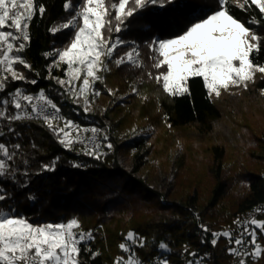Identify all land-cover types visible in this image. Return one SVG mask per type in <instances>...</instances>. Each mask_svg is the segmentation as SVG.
<instances>
[{"label":"trees","instance_id":"16d2710c","mask_svg":"<svg viewBox=\"0 0 264 264\" xmlns=\"http://www.w3.org/2000/svg\"><path fill=\"white\" fill-rule=\"evenodd\" d=\"M65 2L68 0H35L44 5L45 13L37 12L29 22L30 39L19 52L31 68L17 65L28 81L7 78L0 101L10 100L13 89L20 88L25 95L44 90L59 110L53 120L57 128H63L68 120L76 123L75 129L101 130V144L95 150L100 158L86 154L93 150H81L78 143L64 147L59 143L63 137L54 134L41 118L11 122L0 118V143L15 152L8 164L16 172L15 180L0 178V190L9 194L0 201V208L14 210L34 224L77 219L78 231L91 230L93 237L80 244L81 264H114L122 254L119 244L129 231L146 241L144 247L136 245L139 256L153 254L164 242L168 247H186L188 260H200L201 264H239L241 257L228 248L240 250L241 246L229 244L228 237H217L215 246L211 240L213 233L232 225L240 213L264 196V79L256 74L248 88L235 87L216 97L208 95L202 78H191V94L174 97L150 82L152 78L139 67H117L110 60L109 70L100 75L114 92L96 96L103 112H86L57 83V78L65 75L66 64L48 68L52 58L44 54L73 34L70 28L49 31L73 15V9H64ZM227 6L230 14L264 37V18L250 0L244 9L233 2ZM215 9L216 0H173L164 8L149 6L128 18L123 35L139 43L144 59L149 52L147 44L155 35L168 38ZM162 16L171 19L173 26L153 30L149 22ZM253 18L259 23H251ZM258 59L264 63V41ZM133 84L137 92L119 101L115 95L130 92ZM6 107L9 114L16 113L13 105ZM147 124L153 126L152 135L135 136ZM65 130L69 134L68 128ZM179 142L181 152L173 161L170 152ZM16 144L21 147L15 149ZM236 150H247L257 163L248 166L238 156L229 155ZM54 160V170L42 167ZM172 164L177 168L175 180L173 176L160 180L159 173ZM25 170L28 175H21ZM256 219L264 221V212ZM200 224H206L208 231H201ZM256 231V242L264 248V232ZM190 252L197 255L190 257ZM253 257L243 258L248 264ZM256 262L264 264V251Z\"/></svg>","mask_w":264,"mask_h":264},{"label":"snow or ice","instance_id":"6c2138e0","mask_svg":"<svg viewBox=\"0 0 264 264\" xmlns=\"http://www.w3.org/2000/svg\"><path fill=\"white\" fill-rule=\"evenodd\" d=\"M232 2L240 9H244L249 0H244V3H240V0H216V9L210 14L202 18L196 17L192 22L184 25L178 33L168 38L154 37L148 42L147 47L152 53L150 57L153 60L152 68L165 69L158 71L155 76L152 72H148V76L155 79L158 84L162 81L164 92L174 97L190 95L189 80L199 77L202 78L208 95L214 94L219 97L222 90L228 91L233 87L248 88L250 82H255L257 73L260 74L261 79H264V63L258 59L264 37L246 26V22L230 14V7L227 5ZM171 3L173 0H117L109 5L108 0H81L77 7L75 0L65 2L64 9H76L75 14L66 23L59 26L53 25L49 31L57 33L61 29L73 28V36L64 48L46 54L58 57L55 66H59L60 63L67 65L70 79L65 81L57 78V83L71 85L73 79L82 78L83 83L76 95H85V104H87L86 90L92 86V82L102 79L98 73L109 70L107 61L112 60L117 48L125 43L119 38L113 41L111 35L105 37L104 31L109 34L113 31L119 33L128 18L141 10L150 5L164 8ZM250 3L259 9L264 18V0H250ZM37 12L43 15L45 7L43 4L37 5L35 0H0V65H3L4 70L11 74L13 80L26 79L22 73L16 71L15 65L31 68V65L17 54L25 48V43L21 42L17 46L14 41L30 39L29 22ZM113 19L116 21L115 26L112 23ZM251 23H259V21L253 18ZM149 24L153 30L173 26L172 20L166 16L150 21ZM139 56L137 49L132 47L124 54L116 56L114 63L117 67L125 63L142 67L143 61L139 59ZM82 73H85L83 77ZM6 80V76L0 77V90L6 87ZM31 83L35 84L36 81L32 80ZM69 91L75 90L70 87ZM133 91L136 89L133 88ZM261 94H264V89H261ZM10 95L11 100L0 101V104L5 106L0 108V118H6L11 122L39 118L43 115V120L49 129L54 134L63 137L59 143L66 148L72 147L74 141L68 139L69 134L65 129L74 125V122L65 120L64 127L57 128L53 123L56 117L43 114L41 108L33 103V100L37 99L59 111L57 105L45 95L44 90L34 97L23 94L22 89L17 88ZM21 100L28 101L31 111L23 110L17 111L14 115L9 114L6 106L14 105L15 109L22 110L24 106ZM88 110L85 107V111ZM99 131L101 130L97 128L91 129L94 135ZM0 135L3 133L0 132ZM20 147L19 144L14 145L15 149ZM107 147L111 148L112 145L108 144ZM95 148H99V145H95ZM0 154L3 157L0 158V178L8 177L15 180L16 172L8 164V161L14 159L15 152L10 151L4 143H0ZM86 154L100 158V154L95 150ZM58 159L59 157L56 158ZM56 160L42 167L45 170H54ZM24 163L26 164L27 161ZM74 166L79 167L80 165ZM21 175L27 176V170ZM7 198L9 194L0 190V201ZM29 198L34 199V197ZM246 223L254 226L251 231L245 229L251 237L248 241H245L243 234L233 238L230 231L212 234L211 243L214 246L217 244V237L221 236L228 237L229 244L237 246L252 244L254 246L251 252L247 249L241 252L237 247L228 248L231 254L241 257L239 264H246L243 257L252 255L259 258L264 251V248L256 242V230L260 229L264 232V221L251 219ZM79 227V222L75 218L65 223L34 224L26 217L14 214V210L5 211L0 208V264H81L80 244L93 237L91 230L87 233L76 231ZM201 227L208 231L206 226L201 225ZM126 240L130 244L122 242L119 248L132 254L127 258L117 257L114 264H144V261L133 252L131 247V245L144 247L146 244L144 238L129 231ZM158 247L169 250L164 242H160ZM96 254L93 253V255ZM188 255L195 257L197 254L190 252ZM155 264H170V262L166 258H161ZM187 264H201V261L189 259Z\"/></svg>","mask_w":264,"mask_h":264},{"label":"rangeland","instance_id":"374dc122","mask_svg":"<svg viewBox=\"0 0 264 264\" xmlns=\"http://www.w3.org/2000/svg\"><path fill=\"white\" fill-rule=\"evenodd\" d=\"M80 2H81V0H76L75 3L77 5V7L79 6ZM113 2H117V0H108L109 5L111 3H113ZM240 3H244V0H240ZM150 6H153V5H150ZM158 8H160V7H158ZM75 10L76 9H73V15L75 14ZM113 15H114V10H113ZM112 23H113V26H115L116 21L113 19ZM70 29L74 33V29L73 28H70ZM125 29H126V26L124 24V26L122 27V30L119 33L113 31L111 34H109L107 31H104V36L105 37L111 35V38H112L113 41H115L117 38H119L120 40H122V41L125 42L124 44L120 45L117 48L116 52L114 53V57H113L112 60H114L116 56L122 55L125 52L129 51L130 48L135 47L137 49V51L139 52V54H140L139 59L143 61V66L142 67H139L141 69V72L142 73H146L148 75V72H152L153 76H155L158 71L165 70L164 68H162L160 70H157V69L152 68L153 60L150 59V57L152 55V53L150 51L148 53H145V58L147 57V59H148L149 62H146V59L145 58L143 59V55L141 54V52H142L141 50L142 49L139 46V43L138 42H135L134 40H127V39H125V37L123 35V33L125 32ZM252 29L258 34V32L254 28H252ZM62 30H64V29H61L60 31H62ZM258 35L261 36L260 34H258ZM72 36H73V34H72ZM72 36L69 39H67V41H65L64 43L59 44L58 46H55L53 52H55L56 50H59V49L64 48L69 43V41L72 38ZM154 37L161 38L159 35H155ZM21 42L22 43H26V41H23V40L14 41V43L17 46ZM17 54L20 55V53H17ZM51 58H52L51 64H52V66H55V62L58 61V57L57 56H51ZM61 64L62 63H60L59 66ZM125 64L128 65V66H130V67H135L136 68V66H134V65H132L130 63H125ZM17 65L19 66V64H17ZM17 65H15V69H16V71L18 73H20L17 70ZM59 66H55V67H59ZM84 74L85 73H82V77H83ZM257 74H259V73H257ZM98 75L101 77L100 72L98 73ZM0 76L1 77H5L6 76L7 78L11 77V74L8 73V72H6L4 70V66L3 65H0ZM59 79L65 80V81H68L70 79V77H69V75L67 73V65H66V70H65L64 77H61ZM150 82H152L154 84H158L156 82V80L153 79V78L150 79ZM82 83H83V79L82 78L79 79V80L73 79L71 85L65 84V85H62V86H63V88H65L67 90V92L70 93V95L74 98V101L76 103L81 104V106L83 107L84 111H85V107H87L89 110L86 111V112H93V111H96V110H99L100 112H103L104 111V108L96 101L97 94H95V93H99V92H103V91L114 92V90L111 87L107 86L105 84V82H103V78L100 79V80H95L94 82H92V86L89 89L86 90V95L88 97V102H87V104H85V95H76V92H78L79 87L82 85ZM159 85L162 87V81H161V83H159ZM70 87L73 88L75 91H69V88ZM130 87H131L130 92L123 93V94H116L115 95L117 98H119V101L124 102V101H126L128 99V96H130L131 94L134 95V93L137 92V91H133V88L136 89V85L135 84H133ZM234 88L235 87L231 88L230 90H232ZM162 89H163V87H162ZM230 90H228V91H230ZM143 97L144 96L142 95L141 98H143ZM152 132H153V126L151 124H147L144 127H142L139 130H137L134 134H135V136H144L145 138H148L149 136L152 135ZM68 138H69V136H68ZM149 143L150 142L148 141L147 144H149ZM254 146H256V145H254ZM180 152H181V144L179 142V143L176 144L175 147L172 148V150L170 152V157L169 158H171V160L174 161L175 159H177V157L180 154ZM229 152H231L229 155H236V156H238L244 162L248 163L249 164L248 166H250L252 163H255V162L257 163L256 159L254 160V158H252V157H255V156L254 155H250L247 150H243L242 152L241 151H237V150L236 151H229ZM188 163H189V161H188ZM176 173H177V168L175 167L174 164H172L171 166H169V168L166 171H162V172L159 173L160 180H162V179L163 180H165V179L168 180V178H170L172 176H173L172 177L173 178L172 180H175L174 174H176ZM153 183L154 182L151 181L150 184H153ZM58 223H65V222H58ZM76 231H78V229H76ZM86 241H87V239L84 242H86ZM248 264H257L256 257H253Z\"/></svg>","mask_w":264,"mask_h":264},{"label":"built area","instance_id":"2783aa9c","mask_svg":"<svg viewBox=\"0 0 264 264\" xmlns=\"http://www.w3.org/2000/svg\"><path fill=\"white\" fill-rule=\"evenodd\" d=\"M63 24V23H61ZM54 48L50 49L49 51L46 50L44 54L46 55L47 53L53 52ZM49 56V55H46ZM51 57V56H50ZM51 61L49 62L48 68L52 66ZM25 81H28V79H25ZM41 91V90H40ZM33 92L28 95H32L34 97L38 96L39 92ZM15 89H13L11 93H14ZM46 95V93H45ZM47 96V95H46ZM10 100H11V95H10ZM33 103H36L42 110L43 114H47L49 116L57 117V110L52 109L50 106L46 105L43 101H39L37 99L33 100ZM21 104L24 106L22 110H16L17 111H31V105L28 103V101H23L21 100ZM14 106V105H13ZM34 115V114H33ZM39 118L43 119V115H41ZM76 128V123L74 122V125H70L68 127L69 130V139H73V143H78L80 145L81 150H97L95 148V145H100L101 144V134L100 131L96 133L95 135L89 131H84L85 129H75ZM99 129L98 127H95ZM76 130L72 132V130ZM78 137V139H76ZM264 212V196L261 201L258 203L254 204L253 206L249 207L247 210L243 211L240 213L237 218L235 219L234 223L230 226L224 227L222 231H230L234 237L240 236L241 234L244 235V237L248 236L247 231L245 229L247 228L248 231H251V226L250 224H247L246 222L250 221L251 219H256L259 214ZM201 225L206 226V224H200V229L201 231L203 228ZM128 243L130 244L129 241L126 240V238L122 239L121 243ZM133 252L144 261V264H155V262L158 259L161 258H166L170 264H187L188 258L186 255L185 249L186 247H181V248H176V247H168L169 250H163L159 249L155 251L153 254H149L147 256H139L136 251V245H131ZM247 249L249 252H251V244H245L240 247V251L243 252ZM122 250V249H121ZM132 253L130 252H124L122 250L121 256L127 258V256L131 255ZM250 257H253L252 255H249Z\"/></svg>","mask_w":264,"mask_h":264}]
</instances>
